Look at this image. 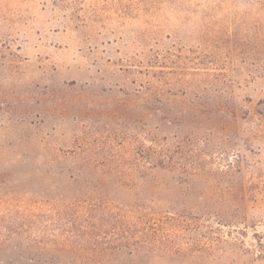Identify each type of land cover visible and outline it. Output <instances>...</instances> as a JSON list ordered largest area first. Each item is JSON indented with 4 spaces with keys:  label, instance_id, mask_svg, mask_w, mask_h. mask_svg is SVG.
I'll use <instances>...</instances> for the list:
<instances>
[{
    "label": "rangeland",
    "instance_id": "1",
    "mask_svg": "<svg viewBox=\"0 0 264 264\" xmlns=\"http://www.w3.org/2000/svg\"><path fill=\"white\" fill-rule=\"evenodd\" d=\"M0 264H264V0H0Z\"/></svg>",
    "mask_w": 264,
    "mask_h": 264
},
{
    "label": "trees",
    "instance_id": "2",
    "mask_svg": "<svg viewBox=\"0 0 264 264\" xmlns=\"http://www.w3.org/2000/svg\"><path fill=\"white\" fill-rule=\"evenodd\" d=\"M77 179H79V178H77L76 176L73 177V180H74V181H78ZM78 182H79V181H78Z\"/></svg>",
    "mask_w": 264,
    "mask_h": 264
}]
</instances>
